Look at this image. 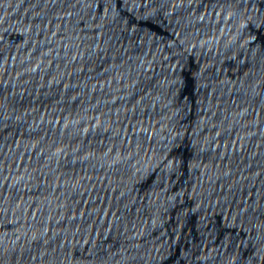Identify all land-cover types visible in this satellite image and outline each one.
<instances>
[{
    "label": "water",
    "instance_id": "water-1",
    "mask_svg": "<svg viewBox=\"0 0 264 264\" xmlns=\"http://www.w3.org/2000/svg\"><path fill=\"white\" fill-rule=\"evenodd\" d=\"M0 264H264V0H0Z\"/></svg>",
    "mask_w": 264,
    "mask_h": 264
}]
</instances>
